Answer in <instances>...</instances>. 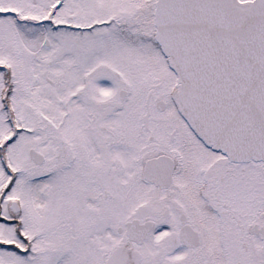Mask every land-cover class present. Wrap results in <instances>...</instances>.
Masks as SVG:
<instances>
[{"label":"snow or ice","instance_id":"1","mask_svg":"<svg viewBox=\"0 0 264 264\" xmlns=\"http://www.w3.org/2000/svg\"><path fill=\"white\" fill-rule=\"evenodd\" d=\"M0 264H264V0H0Z\"/></svg>","mask_w":264,"mask_h":264}]
</instances>
